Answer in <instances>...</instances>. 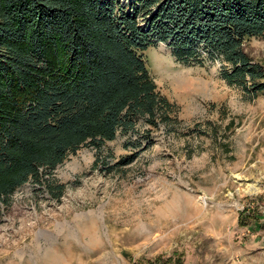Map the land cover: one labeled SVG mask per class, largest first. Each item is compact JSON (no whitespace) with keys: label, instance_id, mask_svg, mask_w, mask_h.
Wrapping results in <instances>:
<instances>
[{"label":"rangeland","instance_id":"rangeland-1","mask_svg":"<svg viewBox=\"0 0 264 264\" xmlns=\"http://www.w3.org/2000/svg\"><path fill=\"white\" fill-rule=\"evenodd\" d=\"M243 46L264 67V36ZM200 52H141L170 123L140 118L0 198V264H264V93L229 85L228 64ZM46 179L65 185L59 200Z\"/></svg>","mask_w":264,"mask_h":264},{"label":"trees","instance_id":"trees-1","mask_svg":"<svg viewBox=\"0 0 264 264\" xmlns=\"http://www.w3.org/2000/svg\"><path fill=\"white\" fill-rule=\"evenodd\" d=\"M262 36L264 0H0V198L81 147L137 131L140 118L150 130L170 123L176 106L141 54L150 46L168 43L184 62L204 48L256 97L264 67L243 43ZM45 184L63 196L65 185Z\"/></svg>","mask_w":264,"mask_h":264},{"label":"built area","instance_id":"built-area-1","mask_svg":"<svg viewBox=\"0 0 264 264\" xmlns=\"http://www.w3.org/2000/svg\"><path fill=\"white\" fill-rule=\"evenodd\" d=\"M130 0H122L124 4H128Z\"/></svg>","mask_w":264,"mask_h":264}]
</instances>
